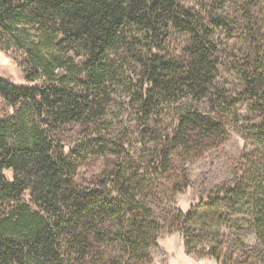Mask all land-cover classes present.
Here are the masks:
<instances>
[{"label":"trees","instance_id":"obj_1","mask_svg":"<svg viewBox=\"0 0 264 264\" xmlns=\"http://www.w3.org/2000/svg\"><path fill=\"white\" fill-rule=\"evenodd\" d=\"M258 5V0H0V33L18 39L27 81L53 83L15 85L0 76V96L23 103L19 119L0 117V264H71L64 241L85 257L84 227L103 244L119 246V264L147 261L162 226L178 229L189 252L202 246L207 256L227 264L259 261L240 250L247 258L237 257L227 245L229 234L252 231L264 264V8ZM70 54L84 58L83 65L70 63ZM125 67L140 70L139 133L147 139L167 127L160 140L164 149L128 183L120 166L103 180L97 176L93 190L80 189L64 148L44 125L50 127L49 118L60 126L84 127L103 120ZM231 73L239 84L226 79ZM186 99L190 102L176 106ZM202 99L212 103L215 117L199 111ZM230 104L251 121L244 128L256 152L247 168L189 211L163 223L154 219L146 195L138 198L148 183L140 171L152 180L168 175L173 158L198 144L192 142L196 132L201 140L225 131ZM169 110L176 113L175 126L160 120ZM5 171H12V180Z\"/></svg>","mask_w":264,"mask_h":264},{"label":"rangeland","instance_id":"obj_2","mask_svg":"<svg viewBox=\"0 0 264 264\" xmlns=\"http://www.w3.org/2000/svg\"><path fill=\"white\" fill-rule=\"evenodd\" d=\"M258 1V6L264 8V0ZM262 13L264 14V11ZM262 35L261 38L264 39V34ZM15 40H18L15 35L0 33V76L15 85H52L53 83L46 79L37 82L27 81L25 74L27 61L21 56L22 49L15 45ZM21 44L25 45V42ZM179 44L180 42L177 46ZM177 54L183 57L181 47ZM69 56L73 57L71 54ZM67 60L70 63H72L70 60H73L79 65L84 63L82 57ZM139 72L137 68L131 70L125 67L120 84L112 90L111 104L106 110V116L100 122L91 123L86 127L74 123L60 126L54 123L53 118H49L50 127L43 124L59 146L64 148L66 158L75 170L73 180L76 187L93 190L95 187L93 181L97 176L103 180L109 173L119 172L120 166H124L123 177L128 183L136 178L138 168H144L148 160L154 164L158 159L157 156L162 153L164 148L160 140L164 139L162 133L167 127L163 129L158 127V136H148L147 139L142 138L139 133L138 105L135 95L138 92ZM219 79L221 81L218 75L217 80ZM226 79L234 84L240 83L236 74L231 73ZM70 89L79 94L84 91L82 87L77 86ZM189 99L191 100V97ZM190 100H181L182 103L179 102L176 106L183 107L181 104L189 103ZM202 100L201 104H198L199 111L206 116L215 117L212 103L207 99ZM22 104V101L14 105L10 104L0 96V117L19 119ZM229 106H231V116L225 131L201 140L202 136L197 135L196 132L192 142L198 144L188 153L177 154L173 158L174 164L168 175L164 174L152 180L148 171L145 169L140 171V175L145 176L148 181L143 195H146L145 200L154 219L163 223L164 218L174 216L179 211H189L194 205L206 200L218 187L231 183L237 173L247 168L253 153L256 152V145L249 136L250 131H246L251 121L244 109L238 110L232 104ZM160 120L174 126L178 122L176 113L173 114L170 110ZM98 130H102V133L97 132ZM162 156H159V160H162ZM5 175L8 180L13 179L12 171H5ZM114 195L118 196L116 193ZM143 195L138 197L142 201L143 197L145 198ZM31 207L35 211L42 209V206L36 204H31ZM83 234L84 236L81 237L89 246L85 257L80 256L78 250L69 246V239L64 241L65 250H69L67 252L72 258L71 264L123 262L122 258L118 257L121 251L119 246L103 244L96 232L87 233L85 227ZM158 234L156 244L149 251V259L147 261L133 259L132 264H227L224 259L217 260L207 256L208 250L202 246L189 252L184 237L178 229L172 230L162 226ZM227 245L229 249H234L237 257H243L237 252L240 250L248 256L255 258L258 256V260L263 262L259 256L261 244L252 231L229 234ZM259 261L253 260L248 264H262Z\"/></svg>","mask_w":264,"mask_h":264}]
</instances>
